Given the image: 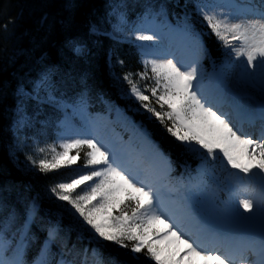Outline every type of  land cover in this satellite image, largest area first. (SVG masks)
Instances as JSON below:
<instances>
[{"label": "trees", "instance_id": "16d2710c", "mask_svg": "<svg viewBox=\"0 0 264 264\" xmlns=\"http://www.w3.org/2000/svg\"><path fill=\"white\" fill-rule=\"evenodd\" d=\"M203 1L208 0H0V220L15 211L17 219L8 236L15 233L16 239L27 218L26 210L36 204L25 264L33 263L51 227L59 229V239L49 254L53 264L61 260L62 253L72 264H93V250L103 264H155L144 253L132 254L93 238L71 214L74 209L70 212L67 202L56 200L48 191L77 178L84 166V153L89 151L86 146L70 150L67 162L80 152V158L70 166L61 160V167L47 174L32 161H51L63 151L55 134L63 105L84 100L101 110L111 103L130 106L122 98L129 88L122 78L132 73L138 80L137 74L145 69L135 42L120 27L119 16L126 19V25L147 9L161 11L177 22L188 17L208 52L218 58L222 42L210 34L195 7ZM79 46L80 51H75ZM45 76L44 87H38ZM139 84L144 87L152 81L140 80ZM152 103L159 110L154 99ZM39 113L42 117L37 119ZM133 115L178 169L189 163L188 151L154 117ZM53 147L56 152L49 150ZM40 148L46 151L41 153ZM81 192L78 187L73 195ZM126 243L130 247L132 242Z\"/></svg>", "mask_w": 264, "mask_h": 264}, {"label": "snow or ice", "instance_id": "6c2138e0", "mask_svg": "<svg viewBox=\"0 0 264 264\" xmlns=\"http://www.w3.org/2000/svg\"><path fill=\"white\" fill-rule=\"evenodd\" d=\"M195 7L203 23L210 29V34H214L225 48L230 49L229 56L234 54L237 60L242 58L243 75L253 81L258 79L264 91V0H248L242 5L198 3ZM223 9H242L244 15H234ZM193 27L185 17V34L192 35ZM92 31H96L95 27ZM135 39L153 41L156 37L137 34ZM75 51L79 52L80 48L76 47ZM144 69L137 74L138 80L133 78L132 73L124 75L122 80L129 85L127 92L130 97H134L140 108L150 114L148 119L154 117L170 136L184 145L185 151L204 156L205 161L226 162L227 166L236 170L230 175L235 177L237 183H241L244 177L249 182L259 178L260 203L264 205V127L261 135L253 138L234 124L227 114L214 110L198 92L194 83L197 79L195 68L184 69L173 59H152L144 62ZM140 80H151L152 84L141 87ZM46 81L47 77H42L38 87H44ZM153 99L159 110L153 106ZM260 120L264 124V111ZM85 146L89 151L84 153V167L92 170L70 182L58 183L48 191L56 200L67 202L70 212L74 209L71 214L81 222L82 228L87 226L85 230L92 233L93 238L114 243L132 254L144 253L155 264H181L185 259L189 264L196 259L203 260L204 264H233L231 258L209 253L196 241L183 235L179 227L160 212L153 190L138 184L117 163L110 151L94 139H75L63 143L60 145L63 151L56 153L51 161L45 158L33 160L32 163L41 173L47 174L61 167L60 161L68 157L70 150ZM49 150L56 152L54 147ZM38 151L43 153L46 150L40 148ZM78 158L79 151L70 158L69 163ZM244 158L249 162L242 163ZM88 181L95 183L73 195L80 185ZM238 206L251 213L257 205L253 199L243 198L238 200ZM35 208L36 204L33 203L26 210L27 218L19 230V241H15V233L11 239L8 236L17 219L15 211L0 220V264H25L23 255L28 246V230ZM113 210H119V215L114 216ZM58 239V227L49 228L48 239L35 264H52L48 256L51 245ZM126 241L132 242L130 247ZM172 243L184 245V254L169 251ZM92 256L96 258L93 264H103L95 250ZM59 264L72 262L64 259L62 253Z\"/></svg>", "mask_w": 264, "mask_h": 264}, {"label": "rangeland", "instance_id": "374dc122", "mask_svg": "<svg viewBox=\"0 0 264 264\" xmlns=\"http://www.w3.org/2000/svg\"><path fill=\"white\" fill-rule=\"evenodd\" d=\"M234 3L242 5V4H245L247 2L244 0H232V2L230 4H234ZM223 10L226 12H231L234 15H238V16L244 15L242 9H223ZM149 18L150 17L146 18L142 23H140L137 26L135 25L136 27H133V25H130V26L126 25L125 18L122 16H119L120 27L122 30L128 32L129 33L128 37H130L132 39H135V36L137 34L154 35L156 37L155 40L143 41V44H145L146 47L152 48L153 52L147 53V54L151 55L153 57V59H158V60L159 59H173L174 62H177L180 66L183 67L187 61L185 63H182V55H183L184 51L188 50L187 52L190 54L189 57H190V59L192 58L190 61L191 62L190 68L188 70L195 68L196 69V75H199L201 68L198 67L197 62L194 61L196 54L200 53L199 45L194 41L190 42L184 48L182 46L173 45V43H172L173 41L171 40V37L176 38V36H174V34L168 33L170 29L167 27H163V31H160L159 29H161L162 27L158 26V28H155L154 27V21L155 20L149 19ZM187 38L188 37L186 36V37H182L181 39L184 40ZM136 41H139V40H136ZM168 54H171V55L173 54L174 58H170L168 56ZM233 62L236 64L235 68H233V67L231 68V66L233 65ZM241 64H242V58H241V60H237L233 54V55L229 56V58L227 59V62L225 63L227 69H225V71L223 73H220L218 75V78L224 80L225 87L227 88V90H224L225 91L224 96L229 99L230 97L233 96V94H240V96L243 95L244 97L252 96V95H254V93H259V94L264 95V91L261 90L258 79L255 81L250 80L248 77L244 76L241 73V71H242ZM184 69H186V68L184 67ZM234 69H236V70H234ZM197 79H199V78H197ZM197 79H196V81H194V83L197 82L196 85L198 88V92L200 94V93H203L202 87H206V86H204L205 81L201 82V80L197 81ZM207 81L211 82V78H209ZM214 83H216V78L214 80ZM259 89H260V91H257ZM200 91H202V92H200ZM122 97L124 98V100L129 101L130 105H133V104L139 105V102H137L134 97H130V95L127 91L125 92V94ZM111 109L112 108H109L108 113H110L112 111ZM133 110L135 111V113L144 114V110L142 111V109H140V108H136ZM108 113H106V115H108ZM113 115L114 114L111 112V117H112L111 120L113 122L105 121L106 117L104 116L105 118L100 117L101 121L99 123H94V120H93L94 115H91L89 113L87 107H82V108L75 110V111L71 110V112L68 113L69 117H66L60 123V128L57 132V134L59 136L60 143L63 144V143L70 142V141L75 140V139H94L95 141H97L98 143H100L101 145H103L106 148L108 146V144H107L108 142L103 141L104 140L103 135L105 133V130L107 131L110 127H113V128L115 127L116 130H119L122 133V135L126 137L125 140H127V142L132 143L137 148L138 152L144 153V151H147L148 149L150 150V152H152V154H156L158 152L155 144L150 142V140H148L144 136V133L139 131L137 129V127L132 126V124H127L126 120L124 121L123 118L119 120L118 118H116V116L113 117ZM147 116H149V114H147ZM72 127L76 129L75 134H74ZM127 132L129 133L128 135L126 134ZM201 151H203V150H201ZM217 151H219V150H217ZM191 154H192L193 159H195V160H201L202 159L204 161V156L197 155V154H194L192 152H191ZM65 158L63 159V161L65 160ZM241 162L242 163H248L249 161L246 158H244L241 160ZM221 166H222V169L218 172V174L214 175V180L220 181L222 179L223 185L225 184L227 187L228 186L231 187L232 184L234 182H236V179L233 175H230V173H233L236 170H233V169H231L230 166H227L226 162H223V163L221 162ZM91 170H92L91 168H86L85 173H88ZM143 173L145 174L146 171H144ZM240 175L242 176V174H240ZM256 179L258 180L259 178H256ZM93 182L95 183V181H93ZM85 185H86V188L89 186V184H85ZM172 186L169 187V191L174 193V192H176V189H178V186H173L175 188H173ZM191 196H193V195H191ZM198 196L200 197L201 195H198ZM177 197L181 198L183 201L187 200V197H185V196L177 195ZM188 198H190V197H188ZM195 202L197 203L195 205V209L200 213H202V211L207 213V211L210 208H214L216 205L214 199L210 195H205L204 198H199L198 200H195ZM115 211H117V212H115ZM223 211H226V209H224ZM113 215L114 216L119 215V211L113 210ZM235 225H236V223H234V222L230 224V226H235ZM86 227L87 226H85V228ZM158 227L162 228V226H158ZM90 234H92V233H90ZM176 244H178V243H172L171 246L172 247L174 246L176 248ZM172 247L169 249V251L173 250ZM180 247H182V246H180ZM181 251H182V248H179L178 252H181ZM180 254H182V253H180ZM200 261L201 260L196 259L193 261V264H197ZM187 264H189V261L187 262Z\"/></svg>", "mask_w": 264, "mask_h": 264}, {"label": "bare ground", "instance_id": "6f19581e", "mask_svg": "<svg viewBox=\"0 0 264 264\" xmlns=\"http://www.w3.org/2000/svg\"><path fill=\"white\" fill-rule=\"evenodd\" d=\"M81 46H79L80 48ZM246 106H249V103H245ZM42 117V114L39 113L36 115V118L39 119ZM43 118H45V116H43ZM110 143L109 146L106 148L110 151V153L112 154L113 157H115L117 163L124 169H126V171L128 172V174L134 179V177L138 176L141 171H143L144 169L148 168L147 171V178H148V183H153L154 186H156L159 182H157L156 184L154 182H156L155 180V176H160L162 173V169L159 167L163 165V162L161 160V158H156L152 152H150V150L148 149L147 151H144L145 154H147V156L149 157L150 160L155 161V163L157 164H153L151 166V164L147 161V163H149V166L147 167L145 162L142 159V153L138 152L135 148H133L131 146V144L126 143V142H122L120 141V145L116 144V141L120 138L114 136V135H110ZM258 201V200H256ZM182 245V244H179ZM172 246L170 245L169 249ZM242 255L247 254V252L241 253ZM188 260H186V262H182V264H187ZM197 264H204V261L201 260L199 263Z\"/></svg>", "mask_w": 264, "mask_h": 264}]
</instances>
